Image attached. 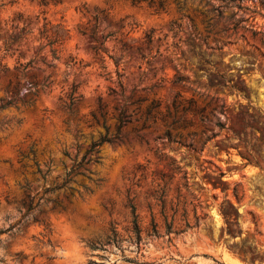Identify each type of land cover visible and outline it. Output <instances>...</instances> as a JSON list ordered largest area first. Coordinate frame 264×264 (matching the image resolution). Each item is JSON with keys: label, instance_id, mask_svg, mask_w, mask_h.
Wrapping results in <instances>:
<instances>
[{"label": "rangeland", "instance_id": "374dc122", "mask_svg": "<svg viewBox=\"0 0 264 264\" xmlns=\"http://www.w3.org/2000/svg\"><path fill=\"white\" fill-rule=\"evenodd\" d=\"M0 264H264V0H0Z\"/></svg>", "mask_w": 264, "mask_h": 264}, {"label": "trees", "instance_id": "16d2710c", "mask_svg": "<svg viewBox=\"0 0 264 264\" xmlns=\"http://www.w3.org/2000/svg\"><path fill=\"white\" fill-rule=\"evenodd\" d=\"M132 2L136 3V2H139V0H132ZM27 25H28V22L25 21V26L20 28V30L18 32L9 35L5 39L4 42H5L6 51H9L10 49H12L14 44H15V42H17V40L20 38L21 34L27 31V28H26ZM79 31H80L81 34H83L84 36H86L89 39L90 48L93 50V52L95 54H99L102 51H106V48L104 47V42L110 36V34L103 35L101 30L99 29V22H98L97 16H94V20L93 21H88L87 23H85L84 25L79 27ZM58 37H59L58 34L54 35L53 38L52 37L51 38L47 37L48 38L47 45L53 46L57 41H59ZM145 38H146L147 45H149L152 42V39H153L151 33H147L145 35ZM132 41L133 40H130V39L126 38V37L121 38L119 40L120 45H121L120 46L121 51L122 52H128L130 54L131 53H137L142 58L146 57V55L144 53L143 45L139 44V43L137 44L136 41L133 43ZM42 47H44V46H40L39 49H41ZM51 51H52L53 55L55 56L56 49L52 48ZM35 58L36 57L31 58L25 64L24 67H27L28 65H31L34 62ZM115 62H116V65L118 66L119 62L117 61V59H115ZM48 66L51 67L52 64H49ZM117 74H119V73H117ZM52 82L53 81H49L48 82V78H46V81L43 84V87H49ZM119 84H120L121 87L123 86L121 81H119ZM76 90H77L76 86L72 85L71 91L68 94L69 102L64 101V106H65L66 109H68V111H72V105H73V103H74V101L76 99V95H75ZM79 96H81V94H79ZM10 103L11 102L9 101L7 104H10ZM28 103L32 104V102H28ZM156 106H158V104H154L153 103L152 106L147 109V111H146V119H148L151 116L153 108H155ZM2 107H5V105H2ZM92 116L94 117V119H96L94 113H92ZM125 117L126 116H125L124 109L121 108L120 111H119V115H118V125H117L116 133L111 135V136L106 134L103 137H101V139L98 142L93 144V146H92L90 151L97 150L98 146L101 143H103V142L113 143L116 140H121V129L124 126V124L129 121ZM21 121H22L21 119H18L17 123L20 124ZM155 121H156V119H155V116L153 115L152 122H155ZM176 122H177V120H173L172 123L174 124ZM188 124L189 123H185V124L182 125V127L186 128L188 126ZM143 126H146V124L144 123ZM164 136L169 138V139H171L169 130H165L164 131ZM91 160H92L91 158L87 159L86 156H84V158L81 160V162H79L77 165L73 166L72 170L69 173V176H70L71 173L77 171V168L79 166H81L83 163L89 162ZM95 161H99L98 158H96ZM174 169L176 171H180L181 167L180 166H176V167H174ZM186 177L187 176L185 175L184 178H186ZM31 207H32V203H30V208ZM130 207H131V214H132V218H133L132 219L133 229H134L136 234H139V222H138V217H137V214H136V208H135V206L133 204H131ZM187 225L189 226V223H187ZM113 235H114L113 236L114 237L113 240H115L116 239V232L115 231H113Z\"/></svg>", "mask_w": 264, "mask_h": 264}]
</instances>
